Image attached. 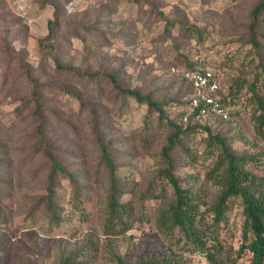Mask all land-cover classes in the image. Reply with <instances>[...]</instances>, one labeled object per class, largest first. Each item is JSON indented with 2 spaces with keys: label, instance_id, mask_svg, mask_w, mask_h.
<instances>
[{
  "label": "rangeland",
  "instance_id": "1",
  "mask_svg": "<svg viewBox=\"0 0 264 264\" xmlns=\"http://www.w3.org/2000/svg\"><path fill=\"white\" fill-rule=\"evenodd\" d=\"M260 1L55 0L63 9L56 58L75 69L62 72L51 53L40 48L49 21L55 19L54 6L44 7L41 0H0V178L10 184L4 187V195L11 208L0 221L2 264H59L67 258L82 264H117L118 257L133 264L138 258L168 255L169 251L188 264H210L204 254L172 239L175 245L156 230L161 200L141 203L136 199L130 204L137 215L142 210L150 217L151 224L123 235H104L110 178L96 130L126 184V200L154 181L170 130L160 122L158 113L149 115L148 106L119 95L105 79L88 83L84 74H115L123 87L153 97L163 106L166 118L175 120L183 110L176 102L187 93V61L217 68L222 89H229L239 76L256 72L253 57H247L249 52L255 55L248 29ZM189 25L202 28L207 39L201 42L187 37L184 28ZM262 57L264 60V47ZM31 78L44 86L40 90L41 118ZM248 96L245 91L239 98L238 126L225 135L240 154L262 153L264 144L245 107ZM45 140L78 176L82 188L79 201L84 210L80 212L74 208L71 184L59 179L61 222L56 227L41 203L49 171L41 153ZM199 142L192 150L200 154L205 147ZM200 156L195 161L175 155L179 175L189 181L185 187L200 193L211 205L218 190L205 181V175L214 160ZM249 168L264 172V161L251 163ZM191 177L197 181H190ZM167 193L171 196V189ZM206 223L211 224L212 219L208 217ZM243 224V207L237 203L218 228L224 247L218 259L225 264H231L234 259L228 258L229 253L242 244ZM236 260V264H251V254Z\"/></svg>",
  "mask_w": 264,
  "mask_h": 264
},
{
  "label": "trees",
  "instance_id": "2",
  "mask_svg": "<svg viewBox=\"0 0 264 264\" xmlns=\"http://www.w3.org/2000/svg\"><path fill=\"white\" fill-rule=\"evenodd\" d=\"M50 0H41L44 7L49 4L55 8V19L48 23V34L40 43V48L51 53L59 71L73 72L75 69L71 66L62 64L57 53V32L63 25V9L59 2H49ZM140 2V0H137ZM154 4H156L154 2ZM166 18L163 13H158ZM264 0L256 6L252 14V22L248 29L249 45L255 52L252 55L248 53L247 57L252 56L251 63L256 64V72L247 76L241 75L230 85L229 89L221 88L219 96L224 106L230 109V118H213L211 116L196 119L194 116L184 121V116L188 113L189 102L193 96V89L190 82L185 81L187 93L182 101H177L176 105L183 108L179 117L175 120L166 118L163 106L153 97L144 95L137 89L123 87L117 76L106 72H87L84 77L91 83L98 79H105L110 82L113 89L123 97L133 99L141 105L149 108V115L158 113L162 124H167L170 135L166 144L161 150L160 168L157 175L150 183L149 187L139 195H133L126 200L125 182L119 175L118 168L113 161L112 154L108 150L106 143L102 141V134L97 131L99 145L101 149L102 160L109 171L110 189L108 198V218L104 226V235L117 236L126 234L133 229H141L145 224H151L152 219L142 210L137 215L133 206L137 199L141 203L153 200H161L162 204L156 214L155 228L166 239H172L176 244H182L192 252H200L205 255L210 264H225L221 257L224 247L219 239L218 228L226 222L229 209L237 203L243 207V234L242 244L235 252L231 250L228 258L231 264H236L237 258L244 254H251V264H264V172L252 170L249 168L251 163L261 164L264 161V152L262 153H244L240 154L233 146L229 144V134L238 126L237 122L241 113L239 111L240 97L243 92L248 93L245 102L247 113L250 115L254 126L255 134L264 144V60L262 57L264 45ZM184 33L190 39L197 38L204 42L208 35L202 28L195 25L185 26ZM187 70H194L198 67H204L218 71L217 68L200 63L195 64L187 61ZM34 86L33 96L38 106L37 116L41 118L40 90L44 87L36 79L31 78ZM240 98V99H239ZM250 109V110H249ZM92 116L96 120V115L92 110ZM149 117V116H148ZM98 129L99 124L96 123ZM199 138H201L199 140ZM197 141L205 147L199 154L192 150ZM44 142V141H43ZM41 151L42 157L48 163L47 188L46 195L42 197L41 203L49 212L52 225H60L61 215L60 206L57 198V186L61 177L67 179L72 186L74 198L73 204L77 211L83 212L82 204L79 201L81 187L79 186L78 176L67 169L57 156L56 149L50 141L43 143ZM183 155L185 159L190 157L199 161L202 156L205 159L214 160L213 164L206 172L205 181L213 185L218 190V195L209 205L200 193L193 192L186 188L185 184L189 182L179 175L178 157ZM190 181H197V178H189ZM161 184V186H159ZM10 184L0 178V221H4L6 212H11V208L6 204L8 197L4 195V187L9 188ZM168 189H171L172 195L168 196ZM86 217L85 214H82ZM212 219L211 224H207V218ZM87 218V217H86ZM138 225V226H137ZM174 243V244H175ZM175 244V245H176ZM170 250V249H169ZM237 257H233V255ZM0 259V264H2ZM59 264H82L67 258ZM117 264H130L128 260L118 257ZM133 264H188L183 258L169 251L168 255H149L138 258Z\"/></svg>",
  "mask_w": 264,
  "mask_h": 264
},
{
  "label": "built area",
  "instance_id": "3",
  "mask_svg": "<svg viewBox=\"0 0 264 264\" xmlns=\"http://www.w3.org/2000/svg\"><path fill=\"white\" fill-rule=\"evenodd\" d=\"M184 79L191 83L193 89L188 113L183 118L185 122H188L191 116L196 119L208 116L223 120L230 118V109L221 102L220 78L214 70L204 67L187 70L184 71Z\"/></svg>",
  "mask_w": 264,
  "mask_h": 264
}]
</instances>
